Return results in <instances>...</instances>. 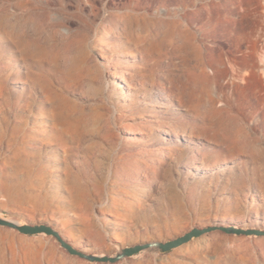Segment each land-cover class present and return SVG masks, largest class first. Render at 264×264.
Listing matches in <instances>:
<instances>
[{
  "label": "rangeland",
  "instance_id": "obj_1",
  "mask_svg": "<svg viewBox=\"0 0 264 264\" xmlns=\"http://www.w3.org/2000/svg\"><path fill=\"white\" fill-rule=\"evenodd\" d=\"M116 66L137 87L132 102L106 91ZM163 91L180 110L147 105L162 104ZM18 113L47 127L54 115L62 127L76 121L81 139L36 145L15 131ZM157 120L192 132L195 145L167 146ZM140 131L143 140L132 141ZM257 215L264 0H0V216L57 224L112 255L223 219L264 229ZM211 235L188 243L199 251H143L116 264H264V237ZM0 264L100 263L70 255L52 236L0 226Z\"/></svg>",
  "mask_w": 264,
  "mask_h": 264
},
{
  "label": "bare ground",
  "instance_id": "obj_2",
  "mask_svg": "<svg viewBox=\"0 0 264 264\" xmlns=\"http://www.w3.org/2000/svg\"><path fill=\"white\" fill-rule=\"evenodd\" d=\"M119 56L120 57H123V58H126L127 60L130 61V63H133V64L136 63V60L134 59V57H135L134 55H119ZM102 59L103 60H106L107 59V56L103 55L102 56ZM128 68L129 67H127V69ZM127 75H128V73H127V71H125V69L123 67H118V66H116V67H110L109 70H108L109 80L107 82L105 80L104 83H105V86L107 88L106 91L107 90H110L111 93L112 92L113 93H116V91H117V92H119L120 96L122 97V99H123L122 101L123 102H127V101L128 102H130V101L132 102L133 101L132 96L134 94H137L136 93L137 92V87H136V85L132 81H130L127 78ZM103 78H104V76L100 78L101 79V82H103ZM98 79L99 78H91V80L93 82H97ZM160 98L162 100V104H160L161 102L159 101V102H157V104L147 103V105L150 106V107H155L157 109H162V108L172 109V106H178L177 108L175 107V110H180L179 105H177V104L174 105V103L176 102V100L173 99V97L170 94H168L165 91H163L161 93V97ZM148 101L151 102V100H148ZM163 102L166 104V106L163 105ZM54 117H55V120H56L55 123H53L52 126H50V127L48 126L47 127V126H44V125H41V124L39 125L38 122L35 123L36 120H38L39 115L34 114L33 116H30L29 119H26V116L24 114L18 113L16 115V119H15V122H14V124H15V128L14 129L18 133H20V132L23 133V131H25V134H28L29 139L30 138L31 139L33 138V141L32 142L34 144H36V145L39 144V145H42V146H46L48 144H51V142L54 141V142L57 143V145H58L57 147L58 148H62V149L63 148H68V146L70 145V141L68 140V137L73 138V141L74 142H76V136H77V139L78 140L81 139L80 134L82 132H81V130L78 129V127H76L77 126L76 125V121H75V123H72V124H70V125H68L66 127H62L60 125L59 121L57 120V116L54 115ZM5 120L6 121H9V119H5ZM153 122H155V124L157 126H161V124H162L165 127L163 129V131H164V134L166 136V142H167L166 144H167V146L168 145H171V144L172 145H175V146H180L181 144H184V146H187V147L190 148L192 145H195L196 137H195V135H193L192 132H189L187 130L177 131L172 126V124L169 123L168 121H165L164 122L163 120H157V121H153ZM129 134H132V133H129ZM49 137H50V139H48ZM129 137L132 139V141H135L137 139L143 140L144 133H142L140 131L136 135H130ZM200 139L201 138H199L197 140H200ZM201 140H205V139H201ZM33 143H32V145H33ZM69 149H71V148H69ZM16 157H18V155ZM233 162L234 161L232 159L230 161V163H233ZM51 172L53 174V177L51 176L52 178L50 179L49 184H50L51 188L58 189V187L60 186L59 184L61 183V179L58 178L59 176H57L56 173H58L59 170L58 169H53ZM66 188H68V187H66ZM52 192H56V191L53 190ZM145 195H146V198H148L149 200L151 199V201H153V202L154 201L155 202L158 201V198L156 196H153V197L150 196L149 188L146 189ZM110 217H114V216L113 215H110ZM0 218L6 220L8 222H11V223H13L15 225H19V226H21V225H32V226H34V225H40V224H44L46 226H49L52 229H54L56 232H58L60 234V236L66 242H68L72 247H74L75 249H77V250H79V251H81V252H83L85 254H88V255H93V256H98V257L114 258V257L120 255L123 252L124 249H126L128 247H133V246H127V247L118 248L115 252H113L112 255H106L104 253L92 252V250H90L91 249L90 246H92V243H90V241H88V240H86L84 238H78V239H76V237L73 235L72 232L70 234H67L63 230V228L60 227L57 224H51V223H48V222L47 223L46 222H39L37 224H31V223H23V222H20L17 219H14V218H7L6 219V218H4L2 216H0ZM255 220L256 221H259L260 220V221H262V224H264V218H260L258 215L255 217ZM222 221H225V222H228V223L230 222V226H228V223H227V225H224V224H214V225H211V226L225 227V228H242L244 230L256 229V230L264 231V229H262L260 226H259V228H257V227L256 228H244V227H240L239 224H236V222L237 223L238 222H240V223L244 222L245 221V217H237V218L232 219V220H229V221H226L225 219H223ZM10 229H13V228H10ZM118 229H119V224L118 223H116V222L115 223L114 222L111 223V226H110V230L111 231H116ZM13 230H15V229H13ZM217 232H221V231L212 232L209 235H211L213 233H217ZM40 234H45V233H40ZM24 235H27V234H24ZM48 236H51V235H48ZM211 236L213 237V235H211ZM250 236H254V237H251V238H253V239H251L253 241L259 240V239H256L255 237H264V236H257V235H250ZM114 237L117 238V240H118V237H117L116 234H114ZM206 240L207 239H204V241H206ZM155 242H162V241H152V242H146V243H141V244H148V243H155ZM208 242H210V241H208ZM58 243L60 244L59 241H58ZM141 244H137V245H141ZM134 246H136V245H134ZM193 246H192V248H190V245H188V243H187V244H184V245H182V246H180V247H178V248H176L174 250H179L182 253L188 254V253H191L192 251H199L201 249V246H199V247H198V245H193ZM61 247H62V245H61ZM203 247H205V245ZM82 249H85V251L82 250ZM53 250H55V249H53ZM145 251L146 252L147 251H156V252H158V249L156 247H152V248H150L148 250H145ZM72 256H74V255H72ZM75 257H77V256H75ZM188 257H189V255H188ZM126 258L127 257L122 258V259H120L119 261H117L115 263L102 262L100 264H116V263H118V262H120V261H122V260H124ZM85 261H87V260H85ZM93 263H97V262H93Z\"/></svg>",
  "mask_w": 264,
  "mask_h": 264
},
{
  "label": "water",
  "instance_id": "obj_3",
  "mask_svg": "<svg viewBox=\"0 0 264 264\" xmlns=\"http://www.w3.org/2000/svg\"><path fill=\"white\" fill-rule=\"evenodd\" d=\"M0 226L7 227V228H13L17 231H19L22 234L27 235H35L40 233H45L47 235H51L55 237L62 247L71 255L77 256L81 259L90 261V262H110L115 263L119 261L122 258L125 257H131L133 255H136L140 252H143L145 250H148L152 247H156L159 252L167 253L170 252L184 244H187L191 242L195 238H200L206 234H210L212 232L221 231L226 234H232V235H238V236H250V235H257V236H264V231L256 230V229H248L244 230L242 228H225V227H217V226H206V227H194L190 229L189 231L185 232L183 235L176 237L175 239L169 240L167 242H155V243H148V244H141L136 245L133 247H128L123 250V252L114 257H98L93 255L85 254L74 247H72L68 242H66L58 232H56L54 229H52L49 226H46L44 224L40 225H15L11 222H8L2 218H0Z\"/></svg>",
  "mask_w": 264,
  "mask_h": 264
}]
</instances>
